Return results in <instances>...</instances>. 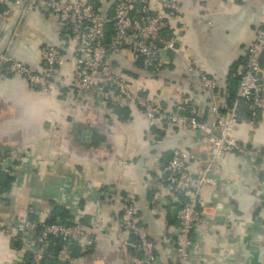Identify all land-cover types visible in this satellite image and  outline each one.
<instances>
[{"label": "crops", "instance_id": "obj_1", "mask_svg": "<svg viewBox=\"0 0 264 264\" xmlns=\"http://www.w3.org/2000/svg\"><path fill=\"white\" fill-rule=\"evenodd\" d=\"M89 1L111 17L117 0ZM182 2L181 15L170 20L166 32L175 49L162 55L159 72L143 70L130 50L121 51L113 65L150 100L165 109L176 101L193 103L201 121L216 128L212 106L217 104L221 114L230 109L229 94L241 78L257 31L264 28V0ZM12 3L9 0L7 5L8 21L0 25V50L39 73L40 50L55 47L63 59L64 81L41 93L25 80L0 79V154L29 151L16 177L1 180L0 264H15L18 248L16 239L2 228L25 219L31 204L53 211L55 184L65 174L75 175L101 194H78L86 217L91 218L100 200L103 204L99 242L86 254L79 252L75 264H139L138 253L120 248L117 241V218L127 204L137 208L136 219L149 231L158 257L170 264L178 223L168 208L153 205V194L175 150L201 158L192 165L194 173L201 172L211 155L204 135L184 125L150 128L145 114L134 105L123 110L92 101L74 104L76 44L70 32H60L57 18L47 10L22 14ZM189 63L217 82L215 97L186 72ZM262 74L264 83V70ZM259 114L257 120L240 121L234 135L243 147L257 153L263 171L235 153L215 165L211 177L216 184L201 192L211 224L198 226L193 234L192 264H264V100ZM122 161H126L123 168ZM225 179L228 184H223Z\"/></svg>", "mask_w": 264, "mask_h": 264}, {"label": "built area", "instance_id": "obj_2", "mask_svg": "<svg viewBox=\"0 0 264 264\" xmlns=\"http://www.w3.org/2000/svg\"><path fill=\"white\" fill-rule=\"evenodd\" d=\"M183 0H117L114 12L107 17L89 0L77 3L64 0H12L13 8L27 14L45 9L55 16L60 32L67 30L74 40L75 56L73 70V103L92 101L104 108L127 109L134 105L146 116L150 128H165L184 125L191 131H199L203 141L210 145V158L203 162L200 173H194L192 165L201 158L183 150H175L163 166L159 183L154 191L152 203L169 209L178 227L174 234L173 261L170 264H192L191 252L193 234L203 224H211L201 199L205 186L216 184L211 177L215 165L229 153L246 157L263 171L257 161V153L243 147L235 137L239 124V107L247 104L255 116L261 112L264 100L262 73L264 54V28L257 31L255 41L245 59L243 72L238 83L236 99L226 114H221L217 104L212 106L216 113V128L206 125L199 118L198 108L190 102L176 101L165 109L157 101L150 100L135 85L126 82L115 70L114 58L124 50H130L139 58L143 70L156 74L160 70L162 55L175 49L173 39L167 37L170 20L181 15ZM9 0H0V25L8 21ZM108 25H112L107 38ZM41 72H34L27 64L18 61L9 51L0 50V79L19 78L28 82L41 93L49 92L52 86L60 87L64 81L60 73L63 59L55 47L40 50ZM197 77L205 91L213 97L218 89L217 82L203 73L193 63L186 69ZM29 151H10L0 154L1 175L16 177L18 166H25ZM121 168L126 165L122 161ZM225 179L223 184H228ZM264 185V184H263ZM84 192L101 196L93 188L81 183L73 174H65L55 184L52 201L69 211L70 218L51 221L52 211L33 204L27 208V217L4 226L2 232L16 239L18 243L15 264H43L55 239L63 241L55 259L59 264H75L72 246L86 253L95 249L101 237L100 200L87 223L80 206L79 195ZM79 194V195H78ZM137 208L127 204L117 218L120 248L133 249L139 255V264H167L156 252L155 243L149 231L136 219ZM0 221V228H1ZM16 234V236H15Z\"/></svg>", "mask_w": 264, "mask_h": 264}, {"label": "trees", "instance_id": "obj_3", "mask_svg": "<svg viewBox=\"0 0 264 264\" xmlns=\"http://www.w3.org/2000/svg\"><path fill=\"white\" fill-rule=\"evenodd\" d=\"M111 28H112V25H108L107 38L110 37ZM238 81H239V79H238ZM238 83H237L236 89H234V91L229 94V103H230L229 108L232 107L231 104H233L232 102H234V100L236 99ZM117 109H119V108H117ZM238 113H239V122L242 120H244V121L257 120L258 117L260 116V114L253 116L252 111L247 104H241V106L239 107ZM4 176H6V175H3V174L1 175V180L4 178ZM58 218H70L69 211L66 208L59 206L58 204L53 202V211H52L51 221H55ZM85 220L88 221V217H85L82 220V222L86 223V222H84ZM62 245H63V241H61L59 239H55L53 241V244L51 245V247L49 249L48 254L45 257L43 264H59L57 262V260L55 259V257L57 255L58 251L61 249ZM72 248L74 250L75 256H78L79 252H80L78 247L76 245H74V246H72ZM84 254H86V253H84ZM84 254H82V255H84ZM27 264H29V263H27Z\"/></svg>", "mask_w": 264, "mask_h": 264}, {"label": "water", "instance_id": "obj_4", "mask_svg": "<svg viewBox=\"0 0 264 264\" xmlns=\"http://www.w3.org/2000/svg\"><path fill=\"white\" fill-rule=\"evenodd\" d=\"M262 70H264V54H263V56H262ZM259 77L262 78V77H263V74L260 73V74H259Z\"/></svg>", "mask_w": 264, "mask_h": 264}]
</instances>
